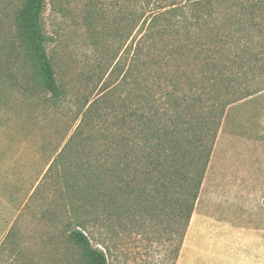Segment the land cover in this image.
<instances>
[{
	"label": "rangeland",
	"instance_id": "rangeland-1",
	"mask_svg": "<svg viewBox=\"0 0 264 264\" xmlns=\"http://www.w3.org/2000/svg\"><path fill=\"white\" fill-rule=\"evenodd\" d=\"M23 1L0 0V264H85L67 236L77 217L90 222L94 211L82 215L71 196L79 190L65 183L85 158L93 162L98 138L128 132L118 116L146 111L147 100H130V78H123L131 57L144 63L142 76H158L152 86L165 126L175 124L171 117L188 126L194 113V131L205 136L216 127L218 94L264 93V0H45L57 97L42 85L20 37ZM255 109L264 110V94ZM224 113L186 229L184 210L176 215L172 200L158 211L157 200L132 204L126 228L91 229L109 264H264L262 121L240 116L257 132L256 151L244 157L235 106L225 120ZM80 126L90 152L73 154L75 146L65 159L61 151Z\"/></svg>",
	"mask_w": 264,
	"mask_h": 264
},
{
	"label": "trees",
	"instance_id": "trees-1",
	"mask_svg": "<svg viewBox=\"0 0 264 264\" xmlns=\"http://www.w3.org/2000/svg\"><path fill=\"white\" fill-rule=\"evenodd\" d=\"M197 1L198 4H201L200 0ZM209 1L204 3L208 4ZM234 4L238 3L233 1L232 6ZM257 5L253 3L252 7ZM44 6L45 0H24L18 13V30L42 85L50 91L53 97H57L61 91L45 48L48 37L43 31L42 25ZM248 7L249 5H240L239 9L246 10ZM257 8L260 7L257 6ZM262 10L264 15V3ZM240 22L242 23L239 21L236 25ZM256 24L258 22L252 23V25ZM239 30L242 28L238 27L237 31ZM142 64H144L142 60L133 55L123 78H130V82L126 83H129L132 89L130 100H144L145 102L147 100L148 104L141 107L146 111L131 108L125 116H118L115 122L123 124L121 120H124V126L130 124L126 129L128 132L123 131L120 134L107 132L105 140L98 138L97 145L100 148L95 153L93 162L88 158H85L82 163L80 162L81 165L80 163L76 165L72 160L69 162L78 167L75 173H68L67 181L65 180L68 190L75 188L80 192L77 197L74 194L71 195L75 198L73 203L78 209L81 206L84 208L82 215L87 216L89 208L94 211L93 219L90 222L85 220L88 217H77L78 220L73 221L75 227L70 229L67 236L69 243L82 250L85 264H109L105 252L92 244L91 229L97 223L104 225L105 231L117 224L119 227L126 228L122 221L123 217L129 216L132 204L139 206L142 200L149 202L157 200L156 211L164 210L163 205L170 200L176 202L171 207L176 215L181 214V211L184 210L182 214L186 229L211 156L220 119L228 105L251 95V93H247L225 100L222 99L221 94H218L219 98L216 104L219 115L215 130L208 131L209 133L205 135L211 138L206 142L202 133L194 131L196 117L194 113L192 123L188 126H184L174 117L171 118L175 124L165 126L155 103L156 97L152 86V84L158 83L159 79H155L158 76L146 78L142 76L144 66ZM116 68L117 71L121 70L120 67L115 66ZM147 69L149 68L146 66ZM172 102V108H175L177 103L176 101ZM216 104L212 106L214 107ZM125 118L127 119L125 120ZM83 119L86 120L85 115ZM87 122L89 123V120ZM187 131L189 138L185 140L186 137L183 138L182 135ZM82 134L83 127L80 126L73 133V137L71 136L60 156H65L67 159L72 153L79 155L82 151L90 152L88 148L90 142L87 139L82 140ZM184 140L185 142H183ZM75 146L79 149L71 153ZM66 149L68 150L66 151ZM77 177L79 178L75 179ZM176 191H178L177 195L168 196ZM149 202L147 205L150 204ZM150 208L149 210H154L152 206ZM104 248L109 249L106 245Z\"/></svg>",
	"mask_w": 264,
	"mask_h": 264
},
{
	"label": "crops",
	"instance_id": "crops-1",
	"mask_svg": "<svg viewBox=\"0 0 264 264\" xmlns=\"http://www.w3.org/2000/svg\"><path fill=\"white\" fill-rule=\"evenodd\" d=\"M262 94L264 93L252 95L242 100H238L237 102L233 103L235 105H228L223 116L225 120V118L230 114L231 107L235 106V123L238 128L236 134L238 141L241 142L238 144L237 148L243 153L244 157H250L251 154L256 151L257 148L253 137H255L257 132L255 133V126L253 122L251 128L249 129L250 126H248L246 123H243V120L240 118V116H245L246 118L248 117L252 119L258 118L262 121L260 125V131L258 130L261 141L258 144H260V153L262 155L264 153V110L261 109L257 112V109H255V98L256 96L262 97ZM221 131L222 128L220 127L219 132ZM226 212H228V209H226Z\"/></svg>",
	"mask_w": 264,
	"mask_h": 264
}]
</instances>
